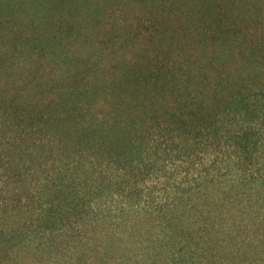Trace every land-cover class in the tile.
I'll list each match as a JSON object with an SVG mask.
<instances>
[{
  "label": "trees",
  "instance_id": "1",
  "mask_svg": "<svg viewBox=\"0 0 264 264\" xmlns=\"http://www.w3.org/2000/svg\"><path fill=\"white\" fill-rule=\"evenodd\" d=\"M262 124L264 0H0V264L113 205L162 264L175 204Z\"/></svg>",
  "mask_w": 264,
  "mask_h": 264
},
{
  "label": "rangeland",
  "instance_id": "2",
  "mask_svg": "<svg viewBox=\"0 0 264 264\" xmlns=\"http://www.w3.org/2000/svg\"><path fill=\"white\" fill-rule=\"evenodd\" d=\"M260 130L264 135V124ZM216 162V166H203L208 179H216L206 187L200 181L192 183L190 193L180 197L183 204H175L178 228L168 239L171 247L163 236H157L158 243H163L158 250L163 254L160 263L264 264V151L250 164L244 161L239 171L238 167L229 171L220 158ZM158 191L156 199L161 197ZM166 204L172 206L171 201ZM143 206L142 193L139 203L123 212L143 213ZM120 207H111L112 222L107 225L74 224L46 235L40 243L33 239L16 250L17 259L10 264H143V232L130 235L125 231Z\"/></svg>",
  "mask_w": 264,
  "mask_h": 264
}]
</instances>
